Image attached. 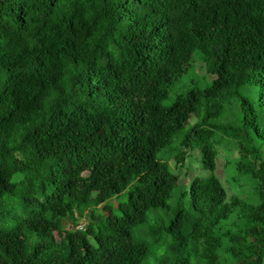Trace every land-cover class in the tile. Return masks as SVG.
<instances>
[{
  "label": "trees",
  "instance_id": "16d2710c",
  "mask_svg": "<svg viewBox=\"0 0 264 264\" xmlns=\"http://www.w3.org/2000/svg\"><path fill=\"white\" fill-rule=\"evenodd\" d=\"M167 236L156 264H264V0H0V264H146Z\"/></svg>",
  "mask_w": 264,
  "mask_h": 264
},
{
  "label": "rangeland",
  "instance_id": "374dc122",
  "mask_svg": "<svg viewBox=\"0 0 264 264\" xmlns=\"http://www.w3.org/2000/svg\"><path fill=\"white\" fill-rule=\"evenodd\" d=\"M198 57V52L195 51L193 53V58H197ZM195 67V73L199 74V75H206V69H205V65L204 63L201 61V60H193V63H192ZM197 81L198 78L197 76L192 73V72H189L181 77H179L178 79H176L170 86V89H169V94H168V98L165 99L163 102L164 104L168 105L171 100L173 99V97L177 94H180V93H184L187 88H189V86L191 85V81ZM250 99L251 100H255L256 99V95L255 93H253L252 91H250ZM223 121H230L228 119H222ZM187 127V126H186ZM182 133V131H181ZM181 133H177V135H175L170 143L165 147V148H162L158 153H157V157L158 159H161L163 161H166L168 163V165L170 166V170L173 171L174 173H177L179 174V169H175L173 163H172V158L173 156L175 155V153L178 151V149L180 148L179 146V140H180V136H181ZM228 147L230 148V152L229 154L232 156L233 155V146L232 145H228ZM172 155L171 158H168V155ZM224 154H226V150L224 147H220L219 148V155L217 157V161H216V164H217V167H216V174L219 176V178L222 180V183L227 186V181H226V174H225V171H224V162H225V158H224ZM192 167H189L188 169L192 172H195V173H198V175L200 176H206L208 174V172L204 171V170H201L198 169V171L196 172V167H199V156H198V160L195 159L196 157L192 156ZM143 163V162H142ZM188 167V166H186ZM185 166L182 167V171L184 170V168H186ZM200 171V172H199ZM82 176V174H81ZM84 176L82 177H78V182H83L87 185V188H88V196L89 198L91 199V203H90V207H92L93 209L96 208V210H99L100 207L103 206L104 202L108 199L110 201H113L115 200V197L113 195V193H110L109 191H105V193L102 194V201H97V197L98 196H95L93 194V190H95V187L92 185V178L88 179L89 181H85V180H82ZM86 178V177H84ZM244 184H248L247 182H244ZM230 190V189H229ZM232 192H234L235 194H240V195H245L246 194V189L245 187H241V188H236L235 187V190H232ZM120 199H124L125 196L122 194L120 195L119 197ZM119 199L117 198V201ZM8 203V208H12V205L14 203V197L8 199V201L6 202ZM63 213V211H61ZM85 219H80L79 221V224L80 225H83L85 223ZM65 222V220H64ZM67 222V220H66ZM80 225H75V228H78ZM53 226H55V228H58L57 231H55V237L57 239L60 238L61 236V231L59 230L60 228V225L57 224V223H54ZM71 225H69L68 223V226L67 228H69ZM84 226V225H83ZM82 227V226H81ZM110 232V234H114L115 232L114 231H108Z\"/></svg>",
  "mask_w": 264,
  "mask_h": 264
},
{
  "label": "clouds",
  "instance_id": "9594fccd",
  "mask_svg": "<svg viewBox=\"0 0 264 264\" xmlns=\"http://www.w3.org/2000/svg\"><path fill=\"white\" fill-rule=\"evenodd\" d=\"M172 242V237L167 236L159 243H154L152 246L154 256L150 255L146 261V264H156L157 259L166 257L169 254Z\"/></svg>",
  "mask_w": 264,
  "mask_h": 264
}]
</instances>
